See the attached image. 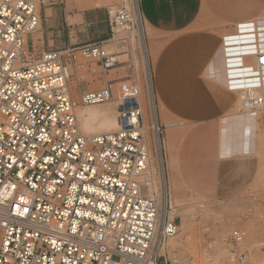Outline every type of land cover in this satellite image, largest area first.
Masks as SVG:
<instances>
[{
	"label": "built area",
	"instance_id": "2783aa9c",
	"mask_svg": "<svg viewBox=\"0 0 264 264\" xmlns=\"http://www.w3.org/2000/svg\"><path fill=\"white\" fill-rule=\"evenodd\" d=\"M49 1L0 0V264H189L163 249L179 223L153 94L120 97L114 130L82 131L69 88L75 48L25 50ZM107 16L109 40L132 45L141 29L133 12L109 8ZM221 46L227 88L242 109L262 108L264 17L236 23ZM78 51L104 71L119 63L103 42ZM111 91L109 82L79 103L108 102ZM244 238L232 229L225 240L232 263L207 264L244 262Z\"/></svg>",
	"mask_w": 264,
	"mask_h": 264
},
{
	"label": "crops",
	"instance_id": "0c3cea01",
	"mask_svg": "<svg viewBox=\"0 0 264 264\" xmlns=\"http://www.w3.org/2000/svg\"><path fill=\"white\" fill-rule=\"evenodd\" d=\"M146 59L158 121L164 126L167 180L175 197L222 202L243 195L257 180L259 123L232 111L225 83L221 39L236 23L264 17V0H138ZM66 37L55 24L25 36L33 54L103 42L119 63L104 71L69 65L70 95L112 83V101L142 95L140 52L109 40L107 8L66 14ZM66 49L62 50L65 51ZM237 93V92H236ZM116 108V105H115ZM177 123L172 127L166 123Z\"/></svg>",
	"mask_w": 264,
	"mask_h": 264
},
{
	"label": "rangeland",
	"instance_id": "374dc122",
	"mask_svg": "<svg viewBox=\"0 0 264 264\" xmlns=\"http://www.w3.org/2000/svg\"><path fill=\"white\" fill-rule=\"evenodd\" d=\"M136 1L138 3V0ZM95 7H106L107 9L125 7L130 9L134 14L131 0H50L40 6V26L37 31H41L43 28L55 24L57 29L60 30L61 35L66 37L68 31L65 22L66 14L72 12L77 13L78 11ZM135 20L139 22L142 30V20L140 17L139 20L136 18ZM132 41L133 48L138 49V52H140L141 69L139 70L138 68L137 73L140 78L142 96L147 101L148 93L151 97L153 94L151 70L147 59L146 64L143 63L141 47L137 36ZM67 48L65 47L62 50ZM28 52L29 56H31L32 50L29 49ZM71 64L84 68L92 64L93 68L96 67L95 62L87 60L80 52L76 54V58ZM146 71L149 73L150 87L148 85ZM70 79L71 76L69 77V87ZM231 95L233 105L231 113L233 115L250 114L251 118L256 119L259 123L257 128L259 130L258 146H256L257 153L261 159L259 174L255 183L243 195L222 202L197 200L184 194H180V197H175L170 188H168V199L171 209L172 211L177 209L176 213L174 211L172 214L175 216L179 226L182 219L185 223L182 228H179L178 234L174 237L175 239L172 240L175 243L181 244V246H174V243H172V245H168L165 248V252L170 258L185 260L189 264H207L208 262L232 263L233 256L228 251L225 240L234 228H240L244 231L245 238L240 247L243 250H247L248 254L247 259L239 264H264V106L257 110H245L241 107L240 95L236 92H231ZM74 101L76 102L75 107H92L82 105L79 103L78 98L74 99ZM105 104L115 106L117 103L109 100ZM166 124L170 125L168 127L177 125V123L171 122ZM164 132L163 126L161 135L163 141L162 153L166 168Z\"/></svg>",
	"mask_w": 264,
	"mask_h": 264
},
{
	"label": "bare ground",
	"instance_id": "6f19581e",
	"mask_svg": "<svg viewBox=\"0 0 264 264\" xmlns=\"http://www.w3.org/2000/svg\"><path fill=\"white\" fill-rule=\"evenodd\" d=\"M131 4L134 10L135 18L139 20L140 16H139L137 1L131 0ZM137 35H138V40H139L140 47H141L143 63L146 64V51L144 47L145 45L143 42V33L141 29L138 31ZM146 73H147L146 76L148 80V85L150 87L149 73L148 71H146ZM105 103L88 105V106H92L88 108L81 107V106L75 107V113L77 115L80 127L85 133L95 134L97 132H108V131H112L115 129L116 127V120H115V114H114L115 106L111 104H105ZM162 208L164 211V201H163ZM174 211L176 213L177 209H175ZM174 211H172V213H174ZM184 223L185 222L182 219L179 228L180 227L182 228ZM174 239H175L174 237L169 238L163 245V249H165L168 245H172V243H174L173 244L174 246H181V244L173 242L172 240Z\"/></svg>",
	"mask_w": 264,
	"mask_h": 264
}]
</instances>
